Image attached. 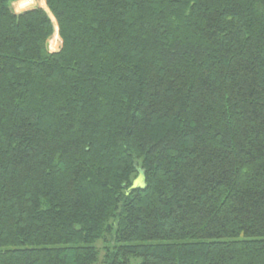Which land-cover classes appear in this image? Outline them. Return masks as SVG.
<instances>
[{
    "label": "trees",
    "instance_id": "trees-1",
    "mask_svg": "<svg viewBox=\"0 0 264 264\" xmlns=\"http://www.w3.org/2000/svg\"><path fill=\"white\" fill-rule=\"evenodd\" d=\"M14 1L0 264H264V0Z\"/></svg>",
    "mask_w": 264,
    "mask_h": 264
},
{
    "label": "rangeland",
    "instance_id": "rangeland-1",
    "mask_svg": "<svg viewBox=\"0 0 264 264\" xmlns=\"http://www.w3.org/2000/svg\"><path fill=\"white\" fill-rule=\"evenodd\" d=\"M37 8H41L48 13L44 0H15L12 4V10L15 14H20L23 13L24 11L37 9ZM52 22L54 25L55 33L53 37L48 41L47 46L49 52H56L59 50L61 42L58 37L57 26L54 21ZM137 173L140 172L137 171ZM142 184H143V177L142 174H140L135 180L134 185L141 186ZM99 246L100 243H97V247Z\"/></svg>",
    "mask_w": 264,
    "mask_h": 264
}]
</instances>
